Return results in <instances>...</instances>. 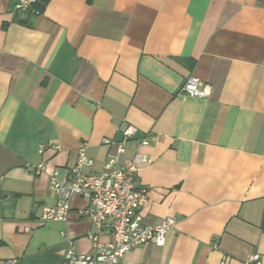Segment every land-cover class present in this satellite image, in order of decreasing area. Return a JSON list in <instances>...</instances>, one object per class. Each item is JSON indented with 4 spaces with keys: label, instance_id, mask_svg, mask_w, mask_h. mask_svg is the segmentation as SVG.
<instances>
[{
    "label": "crops",
    "instance_id": "obj_1",
    "mask_svg": "<svg viewBox=\"0 0 264 264\" xmlns=\"http://www.w3.org/2000/svg\"><path fill=\"white\" fill-rule=\"evenodd\" d=\"M17 2L0 0V264L90 252L82 197L38 222L57 200L48 176L69 177L81 148L83 173L101 170L128 124L119 162L149 159L143 223H176L120 264H264V0H48L38 15ZM188 77L209 97L181 94Z\"/></svg>",
    "mask_w": 264,
    "mask_h": 264
},
{
    "label": "built area",
    "instance_id": "obj_2",
    "mask_svg": "<svg viewBox=\"0 0 264 264\" xmlns=\"http://www.w3.org/2000/svg\"><path fill=\"white\" fill-rule=\"evenodd\" d=\"M36 0H18L15 5L17 12L26 11ZM180 93L186 96L206 99L210 95L207 85L195 77L186 78ZM138 129L126 125L121 132L119 141L104 140V144L115 148L109 154L104 166L99 171L83 173L82 169L93 166V161L85 154V149L78 151V159L70 170V175L59 180L57 172L49 177V188L57 200L54 205L44 207L37 219L40 224L66 221L71 211L74 196L82 197L90 206L78 211L96 226V233H89L92 245L87 254H76L69 245L62 264H120L124 255L133 248L148 243L162 246L165 235L175 226V219L167 217L158 224L149 226L143 223L139 213L147 199V188L135 187V177L140 168L149 162L145 156L136 153L128 161L119 162L118 156L124 153L127 144L134 140ZM137 148L149 147L147 139L136 140ZM44 147H41L42 150ZM55 150L58 147H54ZM43 151V150H42ZM42 165L35 167L40 170ZM110 229L111 240L108 243L99 241L103 227ZM70 244V243H69ZM247 262L259 264V255H252Z\"/></svg>",
    "mask_w": 264,
    "mask_h": 264
},
{
    "label": "trees",
    "instance_id": "obj_3",
    "mask_svg": "<svg viewBox=\"0 0 264 264\" xmlns=\"http://www.w3.org/2000/svg\"><path fill=\"white\" fill-rule=\"evenodd\" d=\"M48 0H36L32 5H30V7L26 10L27 14H31L34 11V13H38L40 11H42L43 7L45 6V4L47 3ZM87 1H91V0H87ZM263 229H264V223H263Z\"/></svg>",
    "mask_w": 264,
    "mask_h": 264
}]
</instances>
